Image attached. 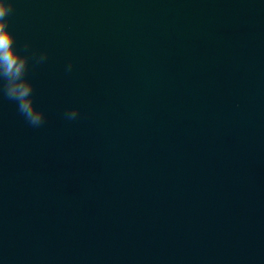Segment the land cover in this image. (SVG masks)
Segmentation results:
<instances>
[{
    "label": "water",
    "instance_id": "water-1",
    "mask_svg": "<svg viewBox=\"0 0 264 264\" xmlns=\"http://www.w3.org/2000/svg\"><path fill=\"white\" fill-rule=\"evenodd\" d=\"M14 3L0 264H264V0Z\"/></svg>",
    "mask_w": 264,
    "mask_h": 264
},
{
    "label": "clouds",
    "instance_id": "clouds-1",
    "mask_svg": "<svg viewBox=\"0 0 264 264\" xmlns=\"http://www.w3.org/2000/svg\"><path fill=\"white\" fill-rule=\"evenodd\" d=\"M14 6V0H0V80L4 82V94L9 100L17 103L18 110L25 120L31 126L39 127L46 120V113L37 107L33 96L35 85L27 77L29 62L34 57L17 49V34L9 26ZM46 58L47 53H42L37 62L42 63ZM68 70H71V65ZM78 114L79 109L76 108L65 113V116L73 120Z\"/></svg>",
    "mask_w": 264,
    "mask_h": 264
}]
</instances>
